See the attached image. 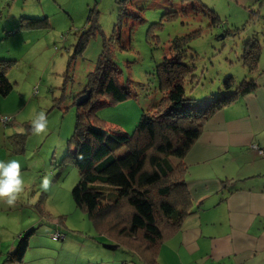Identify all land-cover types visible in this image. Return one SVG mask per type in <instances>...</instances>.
Returning a JSON list of instances; mask_svg holds the SVG:
<instances>
[{"label":"rangeland","instance_id":"374dc122","mask_svg":"<svg viewBox=\"0 0 264 264\" xmlns=\"http://www.w3.org/2000/svg\"><path fill=\"white\" fill-rule=\"evenodd\" d=\"M205 3L130 0L129 12L123 14L126 3L121 0H15L12 7L5 8L0 15V58L13 61L8 78L14 88L8 95H0V110L5 112L0 111V120L9 121L5 126L11 132L6 137L8 148L0 149V167L2 162L6 166L0 174V252L17 245L32 229L25 264H137L136 250L126 241L122 243L119 235L116 239L115 229L101 232L74 202L72 190L80 173L67 156L77 119V95L88 85L103 41L109 39L111 59L131 96L119 102L108 100L95 113L107 128L133 133L142 113L153 112L165 97L159 88L157 66L173 55L172 41L181 36L186 37L183 60L196 66L197 78L206 81L205 88L185 84L187 97L194 99L191 103L224 94L217 85L226 74L243 79L250 73L240 58L248 39L241 36L243 30L234 32L253 20L249 12L246 20L237 15V26L234 14L244 9L229 10L219 3L221 10ZM212 7L221 16L220 27L212 24L208 12ZM43 16L32 29L15 26ZM93 24L91 37L78 49L82 33ZM225 28L231 34L219 38ZM214 79L217 85L211 82ZM8 109L11 117L6 116ZM224 162L219 156L210 167L219 173ZM57 229L66 232L64 239L52 238ZM115 243L120 246L108 247ZM183 258H187L185 251ZM171 264H180L178 256ZM187 264H202V259Z\"/></svg>","mask_w":264,"mask_h":264},{"label":"trees","instance_id":"16d2710c","mask_svg":"<svg viewBox=\"0 0 264 264\" xmlns=\"http://www.w3.org/2000/svg\"><path fill=\"white\" fill-rule=\"evenodd\" d=\"M121 1L126 4L120 14L129 12L127 4L130 0ZM185 1L189 0H182ZM257 10L252 8L250 20ZM208 12L214 26L223 25L214 7ZM44 17L20 21L15 26L20 27L18 30L32 29ZM245 24L236 27L235 33ZM94 28L95 24L82 33L78 49L84 40L91 37ZM223 33L225 36L231 34L227 28ZM185 38H174L171 45L175 50L173 55L170 58L166 56L158 64L159 88L165 97L155 104L153 112L142 113L133 133L121 128H107L105 120L95 113L108 100L119 102L131 96V89L120 80L121 72L111 59L110 41L105 38L88 85L77 95L80 98L78 102L76 100L77 119L69 139L67 158L80 173V179L72 190L76 207L86 212L101 232H113L115 229L114 237L117 239L119 235L121 242L126 241L148 264H157L158 244L176 233L184 217L199 207L187 185L188 167L184 158L201 135L205 122L258 85L252 72L258 67L261 44L252 36L247 38L240 56L243 65L250 68V73H246L243 79H235L228 73L221 80V85L212 80L218 89L223 90L219 93L226 92L211 101L192 104L194 99L187 97L185 84L188 82L196 85L193 87L203 85L205 88L206 81L202 83L197 78L196 66L183 60ZM12 64V60L0 58L1 96L8 95L14 88L8 78ZM16 134L11 135V139ZM123 148L126 151L119 154ZM31 230L13 250L6 252L3 264L23 263ZM59 231L64 235L59 239H64L66 232ZM141 238L144 241H140ZM115 244L108 247L120 246ZM149 249L153 251L145 258Z\"/></svg>","mask_w":264,"mask_h":264},{"label":"crops","instance_id":"0c3cea01","mask_svg":"<svg viewBox=\"0 0 264 264\" xmlns=\"http://www.w3.org/2000/svg\"><path fill=\"white\" fill-rule=\"evenodd\" d=\"M205 1L221 10L219 3L229 10L244 9L243 13L234 14L237 26V15H243L242 20H246L247 12L250 16L252 8H258L251 19L253 22L241 34L246 38L253 36L261 44L258 67L252 72L258 85L208 118L198 140L185 156L187 185L199 207L194 214L184 217L176 233L158 244L156 263L171 264L178 256L180 264L198 258L202 264H264V153L251 146L257 144L264 151V0ZM14 2L3 1L0 15ZM7 113L6 116L13 115L9 109ZM6 124L0 120V149L8 148L6 137L11 132ZM219 156L225 162L219 173H215L210 162ZM4 163L0 174L6 167ZM229 173L233 174L228 176ZM229 179L239 182L228 183ZM30 244L24 258L29 254ZM15 246L16 243L9 245L7 251ZM65 247L66 244L61 249ZM7 251L0 252V264L4 263ZM138 255L137 264H148Z\"/></svg>","mask_w":264,"mask_h":264},{"label":"built area","instance_id":"2783aa9c","mask_svg":"<svg viewBox=\"0 0 264 264\" xmlns=\"http://www.w3.org/2000/svg\"><path fill=\"white\" fill-rule=\"evenodd\" d=\"M7 120H8V118L5 119V121H7ZM251 146H252L254 149H257V151H259V153H261V154L264 153L263 149L260 148L259 145H257V144H252ZM63 236H64L63 233H61L59 230L54 231V232H53V235H52L53 239H55V240H57V239H59V238H61V237H63Z\"/></svg>","mask_w":264,"mask_h":264},{"label":"water","instance_id":"95a60500","mask_svg":"<svg viewBox=\"0 0 264 264\" xmlns=\"http://www.w3.org/2000/svg\"><path fill=\"white\" fill-rule=\"evenodd\" d=\"M222 36H223V34H222ZM86 96V95H85ZM80 100V98L78 99V101Z\"/></svg>","mask_w":264,"mask_h":264}]
</instances>
